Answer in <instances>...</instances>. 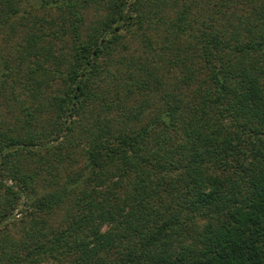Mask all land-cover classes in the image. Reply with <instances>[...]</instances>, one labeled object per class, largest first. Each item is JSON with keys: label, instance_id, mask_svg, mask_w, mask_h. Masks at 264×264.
<instances>
[{"label": "trees", "instance_id": "16d2710c", "mask_svg": "<svg viewBox=\"0 0 264 264\" xmlns=\"http://www.w3.org/2000/svg\"><path fill=\"white\" fill-rule=\"evenodd\" d=\"M0 100V264H264V0H0Z\"/></svg>", "mask_w": 264, "mask_h": 264}, {"label": "rangeland", "instance_id": "374dc122", "mask_svg": "<svg viewBox=\"0 0 264 264\" xmlns=\"http://www.w3.org/2000/svg\"><path fill=\"white\" fill-rule=\"evenodd\" d=\"M25 102H27V101H25ZM3 103H5L3 100H0V113L1 112H8L7 110H6V105L5 104H3ZM16 111H18V112H20V110L19 109H16ZM8 114H10L9 112H8ZM8 117H9V115H7ZM7 121H8V118H7ZM11 121H12V118L11 117H9V121L8 122H10L11 123ZM19 207H22L23 208V204H21V205H19V206H17L15 209H14V212H20L21 211V209L19 208ZM19 208V209H18ZM16 212V213H17ZM15 213V214H16ZM16 216H17V219H18V217H20V216H18V214H16ZM19 222H18V220H17V224H18ZM16 224V225H17ZM19 226V225H18Z\"/></svg>", "mask_w": 264, "mask_h": 264}]
</instances>
